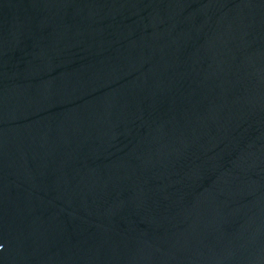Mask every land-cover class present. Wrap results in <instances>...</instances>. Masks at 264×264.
Returning a JSON list of instances; mask_svg holds the SVG:
<instances>
[{
  "label": "water",
  "instance_id": "water-1",
  "mask_svg": "<svg viewBox=\"0 0 264 264\" xmlns=\"http://www.w3.org/2000/svg\"><path fill=\"white\" fill-rule=\"evenodd\" d=\"M0 264H264V0H0Z\"/></svg>",
  "mask_w": 264,
  "mask_h": 264
}]
</instances>
